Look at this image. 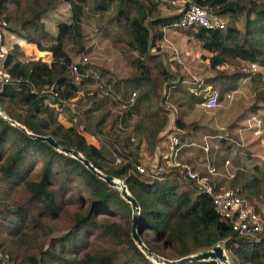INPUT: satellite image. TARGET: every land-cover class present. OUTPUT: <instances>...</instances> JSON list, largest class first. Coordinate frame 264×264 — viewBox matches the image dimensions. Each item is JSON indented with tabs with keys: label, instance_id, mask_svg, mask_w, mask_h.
<instances>
[{
	"label": "trees",
	"instance_id": "1",
	"mask_svg": "<svg viewBox=\"0 0 264 264\" xmlns=\"http://www.w3.org/2000/svg\"><path fill=\"white\" fill-rule=\"evenodd\" d=\"M62 2L69 5L71 18L59 22L57 35L52 37L42 19ZM162 2L0 0V50L4 29L25 40L28 47L34 44L51 55L49 61L22 60L21 49L15 44L2 62L0 264H158L133 241L131 206L118 188L78 159L32 138L10 120L32 134L52 136L60 146L79 151L99 171L122 180L140 207L137 231L149 251L173 260L221 244L234 264H264V227L253 238L240 235L221 218L211 197L179 172L152 180L136 169L142 139L153 150L166 126L161 115L164 84H179L177 74L165 67L159 55L151 53L156 41L163 38L164 28L185 31L174 26L181 13L162 14ZM194 2L209 8L213 16L227 18L222 29L186 30L211 54L207 57L209 65L218 76L212 75L206 82L219 78L223 94L235 89L243 76L260 77L259 73L225 72L218 67L245 61L264 69V0ZM87 18L102 22L97 24V31L104 29V21L117 28L111 44L133 69L128 77L107 78L99 103L106 108L96 123L84 122V129L100 142L99 146L87 143L75 126L60 123L50 106H61L83 85L101 82L104 77L94 76L88 65L79 63L78 72L72 73L73 57L86 51L83 21ZM240 20L242 28L237 25ZM48 38L53 43L45 47L42 42ZM134 91L136 96L131 99ZM175 91L190 101L201 102L179 85ZM257 97L264 99V91L260 89ZM110 106L121 110L112 113ZM112 115L115 118L104 131ZM135 116L138 119L129 124ZM176 126L186 128L180 118ZM262 165L238 168L228 183L255 207L264 206V161ZM74 202L76 210L67 212L64 205ZM59 219L68 224L59 227L53 223ZM185 264L217 263L204 260Z\"/></svg>",
	"mask_w": 264,
	"mask_h": 264
},
{
	"label": "rangeland",
	"instance_id": "2",
	"mask_svg": "<svg viewBox=\"0 0 264 264\" xmlns=\"http://www.w3.org/2000/svg\"><path fill=\"white\" fill-rule=\"evenodd\" d=\"M163 2L160 4L162 14L178 11L175 5L168 3L166 0ZM167 3L172 6H168ZM70 18L69 5L62 2L54 10L44 15L42 20L47 31L55 32L60 21L69 22ZM222 21L224 24L227 23V18L222 17ZM100 23L102 22L92 20V18H87L83 21L86 51L74 56L73 59L74 63L88 65L91 73L94 71V76L97 77V75L102 74L104 76L103 79H101V82L83 85L75 97L64 102L61 106L50 104L51 107H54L57 113V120L60 123L66 127L75 126L84 135L86 142L95 146H99L100 142L84 129V122L96 123L99 115L106 108L100 107L101 104H99L103 93L106 92L102 84L106 83L107 78L113 80L125 78L130 76L133 71L131 66L126 63L123 54L111 44L112 34L117 31V28L106 24V21H104L103 25L106 30L97 31V24ZM237 25L242 28L243 22L240 20ZM175 30L164 28L162 30L163 38L156 41L155 46L151 48V53L159 55L160 61L165 67L170 72L177 74L179 87L187 89L188 93H194L201 99V102H196L192 99L190 101V98L186 95H184L186 97H181L175 91L178 85L165 87L164 84L162 92L163 96L165 95V99L162 102L163 111L161 115L166 120L165 129L174 126L176 130H180V136L184 138L186 143H190V141L195 143L187 146V149L184 150L182 155L184 162L190 164L194 170L202 173H205L208 164L213 163L218 168V174L212 176L214 183L220 187L229 188L228 183L231 177L226 174V167L221 166V163L228 159L230 166H228L227 170L234 174L238 168L242 167L236 168L233 166V156L239 154L243 159H251L252 156L249 154L250 152L245 142L257 129L261 132L258 135H262L264 138V99L257 97L260 89L264 91V69L258 65L255 66V69H252L250 67L251 64L245 61H235L218 67L220 71L225 72L259 73L260 75V77L254 75L243 76L239 79L235 89L222 94L219 90V78L206 82L210 76H218L215 71L209 70L206 65L207 62L203 60L205 55L209 56L211 54L202 49L201 44L193 35L187 34L186 30L183 32H175ZM11 37L13 36H9L8 31L2 29L0 50V58L2 59L15 45L13 42L16 38ZM51 43L53 41L48 38L43 40L42 45L47 47ZM31 46L33 47V45ZM21 53L19 58L22 60L41 59L42 61H47L46 54L39 52L36 45L32 50L30 48L21 50ZM176 57H179L182 61L180 63L177 62L175 60ZM208 87L220 91L219 105L215 108H206L202 104L206 93L205 89ZM180 103H184V106H180ZM110 109L112 113H117L121 110L117 106H110ZM254 112L257 117L253 116L254 114L252 113ZM114 118V115L107 118L106 127L103 128L104 131L110 127ZM178 118L183 121L186 128L181 129L176 126ZM136 119L138 117H133L129 124L136 121ZM254 123L258 127L252 130L251 127H253ZM205 137H208L209 151L207 153L202 148ZM159 142V138H157L154 149L150 150L146 140L142 139L138 149L140 163L152 160L157 153ZM64 206L69 213H73L76 210L75 202ZM53 223L59 227L68 224L64 219L55 220ZM229 261L230 264H234L232 257L229 258Z\"/></svg>",
	"mask_w": 264,
	"mask_h": 264
},
{
	"label": "built area",
	"instance_id": "3",
	"mask_svg": "<svg viewBox=\"0 0 264 264\" xmlns=\"http://www.w3.org/2000/svg\"><path fill=\"white\" fill-rule=\"evenodd\" d=\"M166 1L175 5L181 13L178 21L174 23L175 27H179L183 30L190 28L197 29L199 27L224 28L225 24L222 21V17L213 16L209 8L198 5L194 0ZM210 56L211 55H205L203 59L207 62L206 65L209 67V70H211V67L207 57ZM3 59L0 58V74ZM175 60L179 63L182 61L179 57H176ZM77 65V63H74L71 66L72 73L74 74L78 72ZM255 66L257 65H250L252 69H255ZM205 90L206 93L203 97V106L206 108L217 107L221 97L220 91L212 87H208ZM135 96L136 92L134 91L131 94V99ZM256 126L258 127V125ZM180 133V130H176L174 126L171 128L168 127L165 131L167 139L166 151L155 160L136 165L137 171L152 180H160L167 174L176 171L179 172L183 177L193 181L200 192L206 193L211 197L215 209L222 219L228 221L233 231L240 235L252 238L255 237L264 227V206L257 204V207H255L250 202L242 199L237 191L232 190L231 188L220 187L218 184L214 183L212 176L218 174V168L213 163L208 164L205 173H202L194 170L190 164L184 162L181 159L182 150L195 143L191 141L190 143H186L184 138H181ZM260 133L259 129L254 131V134L256 135ZM207 138L208 137L204 138V145H202V148L206 153L209 151ZM119 161L120 159L118 158L117 162ZM222 166L226 167V174H229V176L232 177L233 173L231 174L227 170L228 166H230V161L226 159Z\"/></svg>",
	"mask_w": 264,
	"mask_h": 264
},
{
	"label": "water",
	"instance_id": "4",
	"mask_svg": "<svg viewBox=\"0 0 264 264\" xmlns=\"http://www.w3.org/2000/svg\"><path fill=\"white\" fill-rule=\"evenodd\" d=\"M0 115H3V112L0 111ZM5 118V117H4ZM13 125H16L17 127H20L22 130H24L26 133H28L32 138L47 142L50 146L53 148L60 150L61 152L70 155L79 161L82 162V164L89 169L91 172L96 174L99 178L103 179L107 184L116 187L120 190V196L126 200L132 210L131 220V237L135 244L145 253V255L152 259L155 263L158 264H185L188 262H195V261H204V260H212L215 261L217 264H230L228 255L224 249V247L221 244H217L210 249H206L191 255H187L178 259L169 260L166 258H163L151 251L144 245L142 242V239L140 238L138 231H137V217L140 210V207L138 205V202L135 200V198L130 195L128 192L126 186L124 185L122 180L116 179L111 175L104 174L103 172L96 169L88 159L83 157L79 151L71 148H67L64 146H60L56 140L50 136H40L36 134H32L31 132H28L25 127L21 126L20 124H17L15 121L10 120Z\"/></svg>",
	"mask_w": 264,
	"mask_h": 264
},
{
	"label": "crops",
	"instance_id": "5",
	"mask_svg": "<svg viewBox=\"0 0 264 264\" xmlns=\"http://www.w3.org/2000/svg\"><path fill=\"white\" fill-rule=\"evenodd\" d=\"M60 22H62V21H60ZM63 22H66V21H63ZM169 29H172V28H169ZM180 31H182V30H175V32H180ZM8 33H9V36H13V37L16 38V39H14L15 40L13 42L14 44H18L19 46H23V47H20L21 50H24V49H27V48H30L32 50V48H34V46H35L34 44H31V45H33V47L32 46L31 47H27L28 43L25 40H23L22 38L18 37L15 34H12L10 32H8ZM49 33H50V35L52 37H55L57 35V29H56L55 32L49 31ZM13 37H11V38H13ZM11 38H10V40H12ZM39 52H42V53L46 54L47 61H49L51 59V55H50V53L47 50H39ZM252 114H254L253 116L257 117V114L255 112L252 113ZM255 128H257V126L254 123V125H253V127H251V129L254 130ZM163 130L159 134L158 138H159L160 142H159V145H158V148H157V153L154 155L152 160H155L156 158H159L161 156V154L166 151L167 139H166L165 131L167 130V128H166V130H165V128ZM244 134H245V136H247L246 133H244ZM245 143H246V146L248 147L247 149H249V152H250L249 154L252 156V158L251 159L247 158V160H246V159H243V157L241 158V155L239 156V154H236L235 156H233V159H232L233 160V166L236 167V168H238V167L248 168V167L253 166L255 164L263 166L262 164H263V161H264V150H263L264 149V138L262 137V135H255L253 133V135L251 137H249V139ZM185 149H187V148H184L182 150V152H181V159L182 160H183L182 155H183V152H184ZM222 165H223V162L221 163V166ZM221 166H219V167H221Z\"/></svg>",
	"mask_w": 264,
	"mask_h": 264
}]
</instances>
